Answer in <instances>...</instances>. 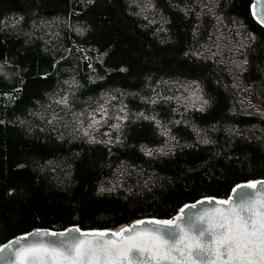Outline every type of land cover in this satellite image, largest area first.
I'll return each instance as SVG.
<instances>
[{"label": "trees", "instance_id": "1", "mask_svg": "<svg viewBox=\"0 0 264 264\" xmlns=\"http://www.w3.org/2000/svg\"><path fill=\"white\" fill-rule=\"evenodd\" d=\"M252 0H0V243L169 218L264 178Z\"/></svg>", "mask_w": 264, "mask_h": 264}, {"label": "snow or ice", "instance_id": "2", "mask_svg": "<svg viewBox=\"0 0 264 264\" xmlns=\"http://www.w3.org/2000/svg\"><path fill=\"white\" fill-rule=\"evenodd\" d=\"M258 184L264 181L237 185L233 191L257 189ZM218 203L228 207L202 213L187 231L174 220L147 221L179 229L167 239L159 235L160 229L136 232L135 228H123L111 233L112 237L120 236L119 241L106 240V232L84 233L63 251L29 247L21 253L22 264H37V260L40 264H131L129 257L141 254L146 256V264H208L210 260L212 264H264V194H253L239 203Z\"/></svg>", "mask_w": 264, "mask_h": 264}, {"label": "water", "instance_id": "3", "mask_svg": "<svg viewBox=\"0 0 264 264\" xmlns=\"http://www.w3.org/2000/svg\"><path fill=\"white\" fill-rule=\"evenodd\" d=\"M250 12L254 20L264 28V0H252L250 5ZM258 181H264V178L238 182L231 188L226 198L203 196L194 201L184 203L178 208L177 212L169 218L143 217L136 219L117 230L108 228H81L77 225H69L61 229L36 227L27 232L14 235L4 242L0 243V249H3V251H0V264H22L21 253H23L24 250L29 247L49 249L55 248L59 251H63L66 245L74 243L76 238H82L84 233L106 232L109 234L107 237H105L106 240L113 239L119 241L122 238L120 236L112 237L111 233H119L123 228H135L136 232H143L145 230L151 229H160L159 235L167 239L169 235L174 234L176 231H179V229H176L175 226L170 227L166 225L149 224L147 223V221L174 220L176 224L179 225L180 229H184L185 231H187L193 226L196 218L202 213L206 211H212L217 207H228V205H220L218 203L220 201L228 200L239 203L242 199H247L253 194H255L257 197L264 194V184H258L257 189L242 188L237 189V191L235 192L233 191V189L236 188L237 185H244L247 183ZM192 205L196 206L191 207ZM182 209L183 211H181ZM138 221H145L146 223L138 224ZM53 233H56L57 235H52ZM61 233H63V235H60ZM129 235L132 234L125 233V236ZM86 239H92V237H86ZM6 245L8 247H5ZM129 259L131 260V264H146V256L144 254H141L139 257L130 256ZM37 264H40L39 260H37ZM196 264H200V262L197 261ZM208 264H212V261L210 260Z\"/></svg>", "mask_w": 264, "mask_h": 264}]
</instances>
